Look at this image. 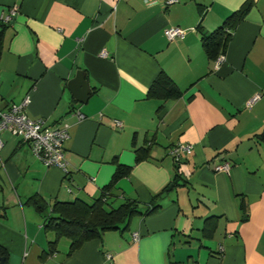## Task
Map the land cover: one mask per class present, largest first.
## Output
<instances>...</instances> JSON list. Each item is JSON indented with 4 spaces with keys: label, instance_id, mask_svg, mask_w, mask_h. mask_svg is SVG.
I'll return each mask as SVG.
<instances>
[{
    "label": "crops",
    "instance_id": "obj_1",
    "mask_svg": "<svg viewBox=\"0 0 264 264\" xmlns=\"http://www.w3.org/2000/svg\"><path fill=\"white\" fill-rule=\"evenodd\" d=\"M246 3L215 65L219 54L206 56L200 32ZM12 6L0 23V109L27 96L28 117L65 127L68 172L0 133L4 263L106 264L109 254L112 264H264V142L255 136L264 128V0H0V15ZM169 26L182 37L167 40ZM77 70L85 102L67 87ZM160 72L178 97L148 94ZM180 143L191 152L175 165L169 149ZM220 162L227 171L215 168ZM116 164L128 173L109 184ZM105 186L112 205H137L127 228L71 252L64 236L50 247L53 233L29 197L49 211L54 201L89 203ZM150 201L157 208L144 213Z\"/></svg>",
    "mask_w": 264,
    "mask_h": 264
},
{
    "label": "trees",
    "instance_id": "obj_2",
    "mask_svg": "<svg viewBox=\"0 0 264 264\" xmlns=\"http://www.w3.org/2000/svg\"><path fill=\"white\" fill-rule=\"evenodd\" d=\"M247 8L248 4L246 3L231 12L216 28L208 32H200L201 46L209 59H214L217 54L224 52L230 32L242 18ZM181 93L182 91L175 86L171 79L161 72L154 78L148 89L149 95L160 100L175 98ZM255 136L257 140L264 142V128ZM174 162L177 165V161ZM128 170V166L116 164L109 184L125 176ZM106 187L100 191L99 196L89 203L78 199L54 201L49 211H46L45 203L39 196L32 195L29 197L30 203L43 216V227L53 233V238L48 241L50 247L55 244L59 237L64 236L69 240L68 252H71L84 241L100 237L101 233L106 230L122 231L127 228L131 215L138 212L137 205L131 200L122 201L115 206L112 205L107 201ZM156 208L157 205L150 201L144 209V213L152 212ZM0 255L3 256L1 248Z\"/></svg>",
    "mask_w": 264,
    "mask_h": 264
},
{
    "label": "built area",
    "instance_id": "obj_3",
    "mask_svg": "<svg viewBox=\"0 0 264 264\" xmlns=\"http://www.w3.org/2000/svg\"><path fill=\"white\" fill-rule=\"evenodd\" d=\"M177 0H165L166 4H171ZM16 6H12L7 13L0 15V22L7 24L10 22ZM163 35L167 40L174 39L176 37H182L183 30L178 26H169L163 29ZM100 56H104V51L99 52ZM223 59L222 54H219L214 63L217 65ZM259 94H254L245 103L248 107L256 99ZM28 103V97L25 96L19 103L10 104L5 109H0V133L3 130H7L15 134L21 141L27 142L30 147L32 155L41 161L45 166L58 167L64 174L68 172L67 163L63 155L62 143L67 136L66 128H51L48 127L44 120L41 118H30L25 113V107ZM75 116L77 119L83 118V114L76 111ZM112 124L115 127L121 125L120 121L113 120ZM2 140L0 137V146ZM191 146L188 144H176L169 149V154L174 161H177L181 153H190ZM229 164L227 162H220L215 166L216 169L221 171H227ZM131 240H137L139 234L137 232L131 233ZM106 264H112L110 255L105 254Z\"/></svg>",
    "mask_w": 264,
    "mask_h": 264
},
{
    "label": "water",
    "instance_id": "obj_4",
    "mask_svg": "<svg viewBox=\"0 0 264 264\" xmlns=\"http://www.w3.org/2000/svg\"><path fill=\"white\" fill-rule=\"evenodd\" d=\"M67 87L76 101L85 102L89 93V87L87 82L84 80V74L82 71L77 70L75 72L74 76L67 81ZM177 184L178 179H175L166 187V189L169 190ZM4 262L5 257L0 255V264H5Z\"/></svg>",
    "mask_w": 264,
    "mask_h": 264
}]
</instances>
